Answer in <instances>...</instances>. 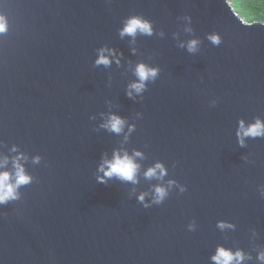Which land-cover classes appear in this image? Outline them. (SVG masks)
<instances>
[{"label": "water", "instance_id": "1", "mask_svg": "<svg viewBox=\"0 0 264 264\" xmlns=\"http://www.w3.org/2000/svg\"><path fill=\"white\" fill-rule=\"evenodd\" d=\"M0 12L9 21L0 35V154L17 145L34 178L0 206V264H213L220 244L260 264L264 138L241 147L236 129L240 118H264V25H243L230 0H0ZM132 14L150 19L154 34L121 38ZM213 31L218 46L207 39ZM192 36L196 53L178 46ZM102 46L119 64H94ZM141 60L161 71L129 97ZM109 113L127 121L120 134L100 127ZM114 150L143 153L136 184L97 181ZM156 161L167 168L162 181L144 176ZM169 179L186 191L174 186L147 208L138 201ZM220 219L235 228L219 229Z\"/></svg>", "mask_w": 264, "mask_h": 264}, {"label": "clouds", "instance_id": "2", "mask_svg": "<svg viewBox=\"0 0 264 264\" xmlns=\"http://www.w3.org/2000/svg\"><path fill=\"white\" fill-rule=\"evenodd\" d=\"M186 21L184 27L185 32H193L191 26V16L185 15L182 17ZM259 22L264 25V20L249 21L247 19L242 20L241 23L246 26H250L253 23ZM9 28V21L6 14L0 12V35L6 33ZM121 38L128 36L132 37L133 41L137 35L152 36L154 34L153 23L150 19L144 17L141 14H132L124 18L122 26L118 29ZM164 35L163 30L159 33ZM207 39L213 45H220L222 37L219 32L213 31L207 33ZM201 40L199 37L192 36L187 41H178V46L186 48L189 53H196L200 49ZM135 52V49H133ZM115 60L119 64V56L116 54L115 49L107 46H102L97 49V56L94 61L96 66L104 65L110 66L112 61ZM135 80L130 82L127 87V95L133 97L134 94L142 96L148 87L149 82H154L160 74V67L158 65H150L143 60L136 63L134 69ZM217 101L212 99L211 105H215ZM127 121L124 117L116 114L109 113L107 117L101 122L100 127L120 134L124 131ZM128 133H131L135 128L134 124L127 125ZM128 133H125V139H127ZM237 142L241 147L246 144V138H264V118L256 116L250 121H245L243 118L238 120V126L236 129ZM11 152L15 153L13 156L7 154H0V206L7 205L10 201H17L21 198L20 189L22 186L29 185L33 182V176L26 170L25 161L28 156L21 151H18L17 145H12ZM143 153L140 150H134L131 154L127 151L121 152L120 150H114L111 158H103L98 165L96 177L99 183H107L112 178L119 179L124 182H131L136 184L138 182V171L140 168L136 157H142ZM244 160H248V156L243 157ZM11 160V168L8 167ZM41 156L36 154L32 157L33 163H39ZM102 173V174H99ZM167 175V168L162 161H156L152 166L148 167L144 171L146 178H156L157 180H163ZM177 187L180 193L186 191L187 186L179 183L175 179H169L166 184L158 183L153 185L152 199L151 201H145V196L148 193L140 192L137 195L138 201L142 202L147 208L150 204L160 205L168 197L170 189ZM259 193L261 197H264V185L259 186ZM216 226L223 230L225 228H235V225L229 221L223 219L217 220ZM197 225L195 220L190 221L187 224L189 231H194ZM253 234L255 231L253 230ZM250 254L245 252L242 248H228L220 244L216 246L215 251L211 255L210 259L213 264H245V261L250 259ZM256 259L260 264H264V249L257 251Z\"/></svg>", "mask_w": 264, "mask_h": 264}, {"label": "trees", "instance_id": "3", "mask_svg": "<svg viewBox=\"0 0 264 264\" xmlns=\"http://www.w3.org/2000/svg\"><path fill=\"white\" fill-rule=\"evenodd\" d=\"M236 11L251 21L264 20V0H231Z\"/></svg>", "mask_w": 264, "mask_h": 264}, {"label": "rangeland", "instance_id": "4", "mask_svg": "<svg viewBox=\"0 0 264 264\" xmlns=\"http://www.w3.org/2000/svg\"><path fill=\"white\" fill-rule=\"evenodd\" d=\"M231 1V0H230ZM232 3V2H231Z\"/></svg>", "mask_w": 264, "mask_h": 264}]
</instances>
